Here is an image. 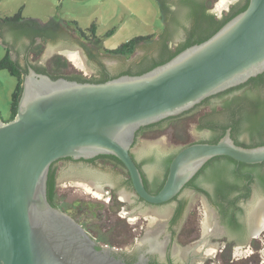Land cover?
<instances>
[{
  "label": "water",
  "instance_id": "1",
  "mask_svg": "<svg viewBox=\"0 0 264 264\" xmlns=\"http://www.w3.org/2000/svg\"><path fill=\"white\" fill-rule=\"evenodd\" d=\"M155 1L164 24L161 2ZM166 1L169 2L162 0ZM241 1L211 0V11L221 17ZM58 16L59 9L55 22ZM18 24L0 22V47L12 46V56L25 63L31 49L27 51L16 44ZM186 25L190 26L189 23ZM185 37L186 32L182 29L171 38V48L175 49ZM21 41L31 46V38L24 37ZM80 42L60 28L55 38L38 41L45 47L38 61L45 58L46 62L53 55H61L68 64L63 75L78 74L99 79L98 63L105 62L111 72L118 74L136 69L134 63L141 57H157L151 42L139 46L129 61L121 57L97 58L95 61L85 54ZM263 73L264 0H250L245 12L209 40L186 49L143 75H125L105 83H81L66 78L54 80L49 75L30 70L24 79L16 118L8 122L0 117V264H126L112 257L110 250H98L96 242L73 218L51 205L47 197V181L53 164L64 158L115 156L127 168L138 195L153 205L175 198L203 166L216 157H229L247 165L262 164L264 146L249 149L237 146L230 132L215 144L184 146L200 137L196 133L198 118L217 108L219 99L214 97L204 102ZM197 105L201 106L197 115L182 118L158 138L141 139L132 149L142 127L178 116ZM145 144L169 153L182 148L170 164L164 187L156 195L147 191L132 156V151L137 155ZM66 166L62 163L56 165L55 202L59 208L77 212L99 241L123 243L131 249L136 242L130 235L134 224L143 220L146 227H155L166 222L171 215L169 205L146 206L142 211H104V201L109 199L106 185L121 188L122 199L133 195L121 185L120 173L108 162L97 163L89 177ZM255 187L252 201L263 199L264 192L257 185ZM192 201L201 203L197 197ZM94 203L100 205L99 210L93 209ZM88 208L93 209L95 216L88 212ZM259 209L262 210L260 215ZM195 214L193 219L196 220ZM207 216L208 213L206 219ZM254 218L258 223L256 232H259L264 228V202L255 210ZM202 222L208 225L206 220ZM137 240L140 242V238ZM205 244L194 253L202 252L207 257L206 264H232L234 257L239 259L236 264L254 261L262 264L264 261L262 248L251 261L241 249L232 253L231 260L228 258L231 256L220 260L214 246L206 247ZM192 248L187 241L178 243L177 251L187 258L188 250Z\"/></svg>",
  "mask_w": 264,
  "mask_h": 264
},
{
  "label": "flooded vegetation",
  "instance_id": "2",
  "mask_svg": "<svg viewBox=\"0 0 264 264\" xmlns=\"http://www.w3.org/2000/svg\"><path fill=\"white\" fill-rule=\"evenodd\" d=\"M185 40L186 37L183 42ZM38 41L45 42L40 37H36L35 42H31V46H28V44L24 45L22 41H18L16 42V44H18V46L20 45V48H25V50L27 51L31 49L33 56L37 53L36 50L41 48ZM80 45L85 51V54L92 60L96 61L97 58H103L104 56H107L104 51L102 49H99L94 43L90 42V44L87 45L86 42L82 41V43L80 42ZM9 48L11 49L12 56V53L14 52L13 47L11 46ZM148 56L141 57L140 60L134 63L135 66L141 67ZM12 59L20 63L23 71H28L26 74H23L24 79L30 73V70H34L39 74H45V68H47L45 65V58L40 59V61L34 62L32 60V57L28 56L25 59V63L19 62L17 60V57L14 58L12 56ZM98 65L99 66L97 72L101 75L99 79H101V77L103 76L112 78L121 73L120 72L118 74H114L113 72H111L105 62H102L101 64L98 63ZM63 76L76 79L81 75L66 74ZM81 77H83V79L87 82H90L92 80H99L98 78H87L84 76ZM249 80L243 84H246L247 82H249ZM239 86L214 95L210 97L209 100L228 91L232 92V90H236ZM237 94L238 93H229L224 100H217L218 106L216 105L215 107H217L220 112L223 108V101H225L226 99H230ZM197 106L175 117H184L188 114H193ZM209 114H211V117H207L206 120H210L211 122H216L219 124H223V122H225L223 115H212V110L209 112ZM204 115L206 116V114ZM204 115H202L201 117H203ZM201 117L198 118V121L201 120ZM169 118H174V116ZM169 118L161 120L160 122H165ZM236 120L239 122L240 119L237 118ZM224 130V128L220 131H215L207 128L199 130L197 124L196 133L200 137L195 142H193V144H215V142L223 139L229 132L233 141L235 143H238V145L243 148L249 149L253 146L258 145V143L260 142H264V128L257 135H252L247 132H234L231 128H227L225 130V134L221 136L222 131ZM141 139L144 138H137L136 143L135 145H133L132 149L135 148L136 145H138ZM139 150L140 151L137 155L132 151L134 162L142 174L143 182L147 191L152 195H156L164 187L169 174V171L167 172L165 170L166 168H162L164 159L176 153L180 149L175 150V152L169 153L160 147H152L145 144V146H142ZM100 156L102 155H98L91 159L64 158L54 163L53 169L55 170V172H57L56 165L62 163L67 165L66 167L73 169L75 168L78 172L84 173L89 177L92 175L94 171L93 168L96 167L97 163L108 162L120 173L121 185L125 189L131 191L133 195L122 199L120 198L121 188H119L118 190L117 187H115L116 185H106L107 189L109 190V199L104 201V205L106 204V208L104 209V211H108L109 213H117L121 211L123 212L129 209L142 211L146 208V206L162 207L169 205L171 206L172 212L166 222L157 224L155 227H148V225L146 227L143 220L142 222L140 220L138 224H134L130 235L136 239V242L131 247V249H128L123 243H104L102 241H99L96 234L93 233L91 228H88L79 218L77 212H72L71 210L68 211L63 208L57 207L62 212L73 218L76 223H78L85 230L86 234L96 242L98 250L102 251L104 249H108L111 251L110 255L112 257H115L116 259H119L126 264H206L205 260L207 259V257L202 252L198 254L194 253L195 250L204 243H206V247L210 245L214 246L217 252V257L220 260L225 259V256H231L228 257L231 260L233 256L232 253H234L236 250L241 249L244 251L245 257L249 258V260L251 261L257 257L260 248L264 249V228L259 232H256L258 223L254 218V212L258 208L259 204L261 202H264V198L252 201V197L255 193V186L257 185L255 181H251L250 179H239L237 176H232L225 178L223 177V179L220 178L215 182H209L206 180V174H199L200 171L206 166V164L208 163L207 162L175 198L164 204L153 205L146 202L138 195L133 186L129 172L124 165H121L115 160L103 159ZM209 162H211V160ZM238 164L239 165H237V169L241 170L240 164L242 163ZM247 174H250V171H248ZM258 188L264 192V190L259 186ZM193 197L200 198L201 203H194L192 201ZM92 207L94 210L100 209V205L98 203H94ZM88 209L90 210L91 208ZM93 209L88 212H91L92 216H95V212L93 211ZM259 211V215L262 214V210L259 209ZM194 212H196L197 214H195ZM207 213L208 216L206 219ZM194 214L196 215V220L193 219ZM203 220H206L208 222V225L206 224V222L203 223ZM204 224H206V227H204ZM127 236H129V233L127 234ZM139 238L140 242H138L137 240ZM187 241L189 245L193 246V248L188 250L187 258H183L181 251H177L178 243L183 244ZM261 258L263 259L262 255ZM230 260H228L227 263H229ZM235 262L239 263V259H235L234 257L231 263L236 264ZM255 262L256 261L251 263L255 264ZM262 264H264V261L262 262Z\"/></svg>",
  "mask_w": 264,
  "mask_h": 264
},
{
  "label": "trees",
  "instance_id": "3",
  "mask_svg": "<svg viewBox=\"0 0 264 264\" xmlns=\"http://www.w3.org/2000/svg\"><path fill=\"white\" fill-rule=\"evenodd\" d=\"M159 1L161 2L165 27L158 42L154 43V35L147 37H136L117 50H103L107 56H116L130 59L139 46L152 42V48L155 50L154 53L157 54V57H152L149 55L141 67L122 71L120 74L112 78L103 76L99 80L90 81L91 83H105L109 80L125 75H143L158 66L164 65L186 49L202 44L209 40L231 20L245 12L250 4V0H242L238 6H234L222 17H218L211 11V0H169V2L166 1V3L162 2V0ZM21 20L23 21L21 14L16 15L14 18H7L3 20L4 24L19 22V24L16 26V29L19 30V36L17 39L15 38V42L21 41L24 37L31 38L33 43L35 42L36 37H40L46 42L49 39L55 38L56 32L58 29H60V26L62 24L64 25L63 22L61 24L60 22H55L54 19H52L48 25H41L32 19L24 21L25 23H23ZM187 23L190 24L189 27H186ZM52 24L55 26L50 27ZM66 24L75 27L74 30H76V37L80 38L81 41H84L87 44H90V42L92 43V41H94V44L99 49H101L100 46L102 45L103 40L96 36V28L94 25L82 30L75 22H66ZM182 29L186 32V40L182 44L178 45L175 49H172L170 46L171 38L174 35H178ZM1 30L2 29L0 28V31ZM86 33L93 34L91 39L86 38ZM65 69H67L66 61L61 57H56L50 68H45V74L49 75L54 80L66 78L81 83L87 82L81 76L77 77L76 79L64 77L63 71ZM0 70H8L12 76L17 78V86L12 96V102L10 106V117L7 120L10 122L13 121L17 116L19 102L23 93V74H26L28 71H23L20 63L12 59L11 49L9 47L7 48L6 56L0 61ZM229 93L238 94L223 101V108L220 112L218 108H213L212 110V115H223L225 122H223V124H219L216 122H211L210 120H206L207 117H211V114L207 113L206 116L204 115L201 117V120L197 122L199 130L207 128L220 131L223 130V128L225 130L227 128H231L234 132L239 133L247 132L252 135H257L260 133L264 128V73L258 75L257 77L251 78L249 82L240 85L236 90L220 94L215 98L224 100ZM207 102H209V99L204 103ZM200 108L201 106H197L194 110L195 112L190 115H197ZM187 116H189V114ZM182 117L169 118L165 122L144 127L137 132L136 140L139 137L155 139L164 135L172 124L180 123ZM237 118L240 119L239 122L236 120ZM225 130L222 131L221 136L225 134ZM219 141L215 143H218ZM191 144L193 143L187 144L186 142L184 147ZM236 145L240 146L238 143H236ZM262 146H264V142H260L258 145L251 148ZM180 150L164 159L162 168H166L165 170L167 172L169 171L172 160ZM100 157L103 159L115 160L123 165L115 156L102 155ZM237 165L239 164L235 160L229 157L220 156L212 159L211 162H208L199 174H206V180L209 182H215L220 178L223 179V177L225 178L232 176H237L239 179H250L251 181H255L257 185L264 190V163L253 166L240 164L241 170L237 169ZM248 171H250V174H247ZM56 181V172L52 166L47 181V197L51 205L57 208L58 205L55 202L57 190Z\"/></svg>",
  "mask_w": 264,
  "mask_h": 264
},
{
  "label": "rangeland",
  "instance_id": "4",
  "mask_svg": "<svg viewBox=\"0 0 264 264\" xmlns=\"http://www.w3.org/2000/svg\"><path fill=\"white\" fill-rule=\"evenodd\" d=\"M58 9L57 22L64 23L60 28L75 37V27L67 25L66 22H75L82 30L94 25L96 36L103 40L100 46L102 50H117L136 37L154 35V41L163 33L165 27L155 0H0V22L21 14L23 20L35 19L47 24L55 18ZM86 34V38L91 39L93 34ZM40 47L33 56L30 51L29 56L34 62H37L45 51V47ZM6 53L7 48L0 47V61ZM56 57L63 58L67 63L65 57L53 55L45 62L48 69ZM16 86L17 78L8 70H0V117L4 121L10 117V106Z\"/></svg>",
  "mask_w": 264,
  "mask_h": 264
},
{
  "label": "crops",
  "instance_id": "5",
  "mask_svg": "<svg viewBox=\"0 0 264 264\" xmlns=\"http://www.w3.org/2000/svg\"><path fill=\"white\" fill-rule=\"evenodd\" d=\"M106 49V48H105ZM110 50V49H109Z\"/></svg>",
  "mask_w": 264,
  "mask_h": 264
}]
</instances>
